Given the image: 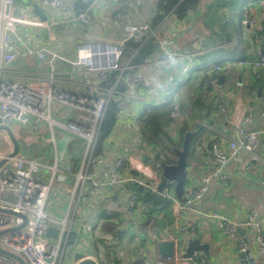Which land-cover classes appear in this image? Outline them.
<instances>
[{"label":"crops","instance_id":"obj_1","mask_svg":"<svg viewBox=\"0 0 264 264\" xmlns=\"http://www.w3.org/2000/svg\"><path fill=\"white\" fill-rule=\"evenodd\" d=\"M77 1L78 4H81V0ZM236 1H242V5L233 6ZM16 2L17 0H15L17 9ZM29 2L39 4L42 13L46 16L43 20H50L58 16V14L54 13L55 9L45 7L39 0L25 3L26 6L33 10L32 5H27ZM157 2L158 0H134L135 7L128 19L134 23L150 22L151 24V20L157 11ZM87 6L89 7L90 16V24L88 26L77 25L76 28L65 30L62 26L57 25L55 26L54 40H51L50 32L47 29L36 28L38 30L35 34L39 36L34 34L36 38L30 37L27 40L28 43L40 46L50 41V50L57 51L74 60L78 42L91 39L119 41L122 38V23L113 19V14H116L119 10L118 0H89L86 4ZM245 12L259 17L256 26H250L244 17ZM40 16L38 19H42ZM263 21L264 0H232L231 2L227 0H201L183 20H178L171 14L166 15L161 24L164 35L159 38V41L164 37L172 40L175 45L173 56L168 55V51L163 49L160 43L158 53L136 66L131 63V60L138 49L135 51L131 49L130 52L128 51L129 54L127 53V60L130 62L131 70L142 77L150 79L154 88H147L141 85L136 89H132L122 81L126 85L122 90L117 86V82L115 83L117 72L113 73L105 82L106 87L116 85L117 93L112 98L119 96L117 100L120 103L117 113L118 120L104 144L105 160L94 168L96 176L99 179L107 178L114 157L123 155L126 158V164L120 174L125 177L132 176L141 181H149L148 176L141 170L145 167L152 169L160 159H157V152L153 144L145 139L138 124V116L144 104L161 102L169 88H171L170 83L172 81L184 80L193 69L203 66L202 61L205 60L204 58L210 49L218 47L233 50L239 44L240 39H242L247 44V40L252 42L247 46L249 47L248 51L253 56L262 52V49L264 51ZM258 29H261L263 33L258 32ZM224 30H226V36L220 37L221 32ZM151 34H155V29L152 27L144 35L143 42ZM259 35L263 36V40L261 45L257 46L256 38ZM235 41L236 45L233 48H229L230 43ZM245 49L247 50L246 46ZM168 50H171L170 46H168ZM163 52H166V54L163 55ZM50 57L51 54L47 52L46 59ZM46 59L33 56L27 60L28 67L40 70V73L34 74L48 77ZM24 60V57L16 60L12 64V68L16 70L19 67H24ZM57 67L58 69H66L71 67V65L65 61L58 60ZM227 68L233 69L236 73L229 74L222 71L217 73L218 78L220 74H225L223 83L226 81L225 88H223L222 84L219 93L222 92L223 97H225V94L231 97L233 106L237 97H241L244 104L251 103L254 106L255 117L247 127L249 129L264 128V104L259 100L261 93L249 98L241 94L245 90L243 86L251 83L255 76L246 69ZM243 70L244 72L242 73L241 71ZM227 75H230V78ZM56 77L65 80L58 83L59 90L81 92L84 89L78 73H57ZM216 99L217 97H214L213 102L216 103ZM46 113H50L53 119L63 122L68 120L67 117L72 118L76 115L75 109L71 107L65 108L62 103L56 100L51 102L50 108L46 107ZM215 117L217 119L211 116V122L205 119H191L189 121L193 124L201 121L202 125L205 126V130L195 139L196 149L199 151L197 154L200 157L204 155V157L200 161L195 158L190 159V164L187 167V182L182 198L176 195L173 181H171L173 191L171 197H169L171 202L167 205L154 207L153 202L145 200L140 194L134 221L127 218L125 211L129 192H140L137 191L134 181L107 188L103 197L92 201L90 205L86 206L78 214L79 221L80 219L85 221V228L80 232L74 231L72 233L73 242L77 239L73 245L76 253L79 252L85 256L96 258L97 255L103 256L104 264H154L159 255L157 250L158 243L148 236L149 223L153 219L152 222L158 237L162 239H171L173 237L177 241V251L180 254L183 253L186 245L184 242L185 238L189 236L193 238L199 237L209 245L207 251L196 250L205 257L206 264H264V249H259L255 240L254 230L241 228L236 233L227 232L219 220L209 218L204 214V212L218 211L229 216L234 221H242L252 208H256L260 213L261 224L264 226V184L262 183L264 165L259 160V163L256 164L250 163L253 158L250 153L241 151L227 167L226 179L222 181L214 176L204 197L200 200H195L194 206L186 209L182 216L179 213V204L183 205L193 191L202 185L203 177L214 169L215 164L212 154L215 138L221 137L223 146L226 147L228 142L223 135L226 134L228 137L233 135L234 129L231 122L219 115ZM4 126V124L0 123V150L12 152L14 150L13 141ZM39 126L40 131L36 132L33 130L32 125L22 124L19 134L14 131L13 125H9L20 142V153L34 156L42 151L45 140L51 136L52 130L49 122L44 119L39 122ZM24 128L29 130V132L23 133L22 130ZM53 128L58 151H64L74 166L77 167L84 158L85 141L69 133L59 125L55 124ZM180 129H177L172 121L166 127L168 135L176 142L180 141ZM194 131L197 133L198 129ZM202 142L204 144L200 146ZM209 142H212L211 148L209 147ZM258 152L264 158V136L260 139ZM135 171L140 173L139 176L134 174ZM40 173L43 179L48 181L50 177L49 170L44 167ZM72 188V175H60L53 184L50 195L53 196L54 201L60 204L63 215L71 207ZM144 191L147 190L145 189ZM156 209L159 210L155 211ZM58 210L60 211V208ZM160 219L169 222L161 225L158 221ZM93 221L98 222L102 230L95 228L96 225L92 224ZM181 223L195 224L197 234L192 235L189 231L180 228L179 225ZM127 224L128 227L133 228L128 230ZM125 228L129 236L127 243L122 238ZM75 232L79 234V237H77ZM84 234H86L88 240H93L92 249L87 246L88 242L80 245ZM241 235L247 237L249 246L252 248L251 257H253V260L249 263L242 262L239 258L238 247ZM181 243L184 246L183 249L179 248ZM108 252L110 253V260L106 258ZM136 256H139L140 259H136ZM196 263L197 261L184 259L180 264Z\"/></svg>","mask_w":264,"mask_h":264},{"label":"built area","instance_id":"obj_2","mask_svg":"<svg viewBox=\"0 0 264 264\" xmlns=\"http://www.w3.org/2000/svg\"><path fill=\"white\" fill-rule=\"evenodd\" d=\"M45 7L55 9L58 16L50 20L26 18L20 11L15 13V0H0V123L13 125L14 131L21 132L22 124H30L34 131H40L39 122L47 120L51 126L52 134L46 138L42 151L34 156L18 152L0 150V247L15 254L21 255L28 264H76V250L74 242H70L72 233L84 230L85 221L81 220L76 226L78 214L105 195L109 187H116L126 182L139 180L135 177H125L120 174L125 168L126 158L117 155L112 160L109 175L105 179L96 176L94 168L105 160L106 152H96L101 126L105 118L108 105L112 97L117 93L113 87H106V80L115 72L116 81H124L128 87L136 89L139 86L154 88L150 79L140 76L131 70L127 53L130 49L129 43L135 41L142 43L144 35L151 29L150 22H130L128 16L132 13L134 0H118L119 10L113 14L115 21L122 23V38L119 41L96 39L81 41L76 44V58L74 60L65 55L49 49L50 41L40 46L28 43L18 32L21 28L47 29L51 40H54L55 26L60 25L65 30L76 28L77 25L88 26L90 24L89 0H39ZM231 2L232 0H227ZM245 19L250 26H256L259 17L245 12ZM35 36H39L35 34ZM263 36L256 38L257 46H260ZM163 49L168 55L173 56L175 45L170 38L164 37L160 40ZM236 41L230 43L233 48ZM168 46L171 50H168ZM226 46V45H224ZM135 51L136 49H132ZM51 54L46 59V53ZM129 54V53H128ZM33 56L46 59V72L48 77H41L40 70L30 69L27 60ZM24 57V67L13 69L12 64ZM62 60L71 67L58 69L57 61ZM226 67H236L250 71L256 78H260L264 70V51L252 57H244L229 62ZM223 70V66L215 64L202 72L204 83L212 88L216 99V114L231 122L233 135L227 138L228 145L223 146L221 137L215 138L213 142L214 169L203 177L202 185L195 189L183 205L179 204L181 216L184 211L193 207L195 200H200L208 192L209 184L214 176L222 181L226 179V169L233 159L245 151L259 160L264 165V158L258 152L261 137L264 136V128L249 129L248 124L254 119V106L251 103H242L243 99L237 97L231 104V97L222 92L219 93L221 84L217 73ZM17 73V74H13ZM33 73V74H32ZM57 73H78L81 77L83 91L74 92L59 90L58 83L65 81L56 77ZM175 81L170 83L174 86ZM53 100L59 101L65 108L75 109V117L68 118L66 122L55 120L50 113H46V107L50 108ZM175 105L171 111L172 123L179 129L184 120L191 121L189 114L183 110L181 99L175 97ZM59 125L69 133L82 138L85 143L84 158L75 167L65 152H59L54 134V125ZM204 142L200 143V146ZM53 147V148H52ZM49 170V179L45 181L41 175L42 168ZM148 176L149 181L141 183L150 187L152 191L171 197L172 182L167 183L160 190L164 181L161 161H157L151 169L145 167L141 170ZM60 175H72V197L70 206L65 215L58 216L48 213L46 208L53 204L49 201V195L53 189L55 180ZM264 184V179L262 180ZM138 192L131 191L127 197L126 216L128 219H136ZM179 203V202H178ZM22 214L27 215V223L19 228L15 227L24 223ZM205 216L219 220L227 232L236 233L241 228L255 231V240L259 249H264V226L261 224L260 213L252 208L242 221H234L229 216L218 212H204ZM153 220V219H152ZM152 220L149 223L148 236L159 243L166 238H159ZM180 228L189 231L192 235L197 234L195 224L181 223ZM57 229L56 235H49L47 229ZM78 227V228H77ZM133 227H128L131 229ZM111 237V235H109ZM124 242L129 241L128 232L124 229L122 237ZM172 240L173 237L171 238ZM173 255L157 256L154 264H180L184 259L200 261L206 264L205 257L195 251L192 257L184 258L178 252L177 241ZM239 252H246L250 246L246 236L241 235L239 241ZM99 264H104V257L98 255ZM0 264H20L16 259L0 252Z\"/></svg>","mask_w":264,"mask_h":264},{"label":"trees","instance_id":"obj_3","mask_svg":"<svg viewBox=\"0 0 264 264\" xmlns=\"http://www.w3.org/2000/svg\"><path fill=\"white\" fill-rule=\"evenodd\" d=\"M200 2L201 0H158L156 6L157 11L151 20V27L155 29V34L149 35L142 44L135 41L129 43V52L131 49H138L134 54L131 63L136 66L140 65L150 56L158 53L160 50L159 38L164 35L161 24L166 15L171 14L174 18L183 20ZM241 5L242 1H236L233 3V6ZM258 32L263 33L261 29H258ZM224 35L226 36V30L221 32L220 37H223ZM247 42L248 44L240 39L239 44L233 50H226L218 47L210 49L209 53L204 58L205 60L202 61L203 66L193 69L191 73H188L184 80H174L175 85L169 88L165 98L161 102L144 104L141 113L138 116V124L142 129L145 139L153 144L157 152V159H160L161 162L168 164L176 162L177 156L173 147H181L184 140V134L187 131H193L195 129H198V132L193 137L190 144L188 165L192 158L198 159L199 161L203 160L204 155L200 157V155L197 154L199 151L196 149L197 144L195 143V139L205 130L204 125L200 123L193 124L188 120H184L180 129L179 142L172 140L166 131L167 125L172 121L171 111L175 105V97L177 95L181 97V106L183 110L189 114L192 120L205 119L211 122L212 112L215 109L213 104L215 94H213L211 87H207L203 84L202 72L215 64H220L223 66V73H236L233 69H226V65L229 62L253 56V54L248 51L249 47L247 46L252 42L249 40H247ZM245 46L247 50L245 49ZM241 72L243 73L244 70ZM227 77L230 78V75H227ZM224 85H226V81L223 83V88H225ZM117 86L122 90L126 87L125 83L122 81L119 82ZM243 88L245 90H243L241 94L246 98L256 96L258 90H260L261 98L259 100L264 104V70L260 78H253L252 82L244 85ZM119 103L120 101L115 98H112L109 102L101 126L96 152H101L104 149L106 139L112 132L113 127L118 120L117 113L119 111ZM138 193L139 195L141 194L145 200L153 202L154 207L167 205L171 202V199L168 196L152 190ZM158 210L159 209H156L155 211ZM158 221L161 225H165L169 222L162 219ZM72 241L73 237L70 238V242ZM106 258L110 260L109 252L106 254Z\"/></svg>","mask_w":264,"mask_h":264},{"label":"water","instance_id":"obj_4","mask_svg":"<svg viewBox=\"0 0 264 264\" xmlns=\"http://www.w3.org/2000/svg\"><path fill=\"white\" fill-rule=\"evenodd\" d=\"M27 5H32L33 7V11L36 14H40L39 16L42 19H45L46 16L42 13L41 8L39 6V4L37 3H32L29 2L27 3ZM16 14L19 13L18 8L15 11ZM166 52H163V55H165ZM225 78V74H220L219 75V84H223ZM258 94H260V90H258ZM116 99L119 98V96L115 97ZM4 128L8 131L9 136L11 137L12 141H13V145H14V150L11 152V155H15L20 151V142L19 140L15 137V134L13 133L12 129L5 125ZM196 131H187L184 134V140L182 143V147L178 148V147H174L173 150L175 152V154L177 155V160L174 163L168 164L165 162H162V167H163V176H164V181L161 183L160 185V190L162 189V187L167 183V180L169 181H173L174 182V190L176 195L179 198H182L183 194H184V189H185V184L187 182V173H188V157L190 154V144L191 141L195 135ZM212 142H209V147L211 148ZM3 162H0V165ZM250 163H259L258 160H256L255 158H252L250 160ZM251 165V164H249ZM135 175L139 176V172L135 171L134 172ZM134 185L137 189V191L143 192L145 189L146 190H150V187L141 183L139 180H135L134 181ZM22 217L24 218V223L22 225H19L17 227H15V229H19L21 227H23L27 221H28V217L25 214H22ZM4 231H1L0 233H3ZM47 233L49 235H56L57 233V229L53 228V227H49L47 229ZM184 242L186 243L185 248L183 253L181 254L182 257H192L194 252L196 250H205L207 251L209 245L208 243H205L202 241L201 238L197 237V238H193V237H187L184 239ZM175 241L172 239H166V240H161L158 243L157 246V250L158 252L162 255V256H171L173 255L174 251H175ZM251 251L252 248L248 249L246 252H240L239 253V258L241 259L242 262H251L253 260V257H251ZM0 252L6 254L7 256H10L14 259H16L20 264H28L27 261L19 254H15L7 249L1 248L0 247ZM75 258L77 261L76 264H99L97 259H95L94 257H89V256H85L83 253H79L77 252L75 254Z\"/></svg>","mask_w":264,"mask_h":264},{"label":"rangeland","instance_id":"obj_5","mask_svg":"<svg viewBox=\"0 0 264 264\" xmlns=\"http://www.w3.org/2000/svg\"><path fill=\"white\" fill-rule=\"evenodd\" d=\"M27 1H36V0H17L16 4H17V6H18L19 11H20V12H21L26 18H29V19H32V20H37V19L39 18V16H38L37 14H35V13L33 12V10H32L30 7L26 6L25 3H26ZM37 30H38V29H36V28H21V27H18V32H19V34H20L24 39H26V40H28L30 37H32V38H36V37L34 36V34L36 33ZM203 84H204L205 86H207V85L204 83V81H203ZM207 87H208V86H207ZM211 89H212V88H211ZM213 104H214V106H215V102H213ZM59 109H60V108H59ZM61 109H62V107H61ZM61 109H60V110H61ZM214 115H215V116L217 115V114H216V106H215L214 111L212 112V117H213L214 119H217ZM198 123L202 124L201 121L198 122ZM22 132H23V133H26V132H29V130H26V129L24 128V130H22ZM49 201H52L53 204L50 205V206H48V207L46 208V211H47L48 213H52V214H56V215H58V216H62V215H63V212L61 211V206H60V204H59L58 202H56V201L53 200V196H52V195L49 196ZM59 208H60V211L58 210ZM81 220H82V219H80V221H81ZM80 221H79V218H77L76 225H75L74 227L79 226ZM92 224L96 225L95 228H99V229L102 230V227L99 225L98 222L93 221ZM75 231H76V230H75ZM91 232H92V229H91ZM89 233H90V231H89ZM75 234L77 235V237H79V234H78L77 232H75ZM74 241H75V240H74ZM72 242H73V241H72ZM84 242H88V243H87V246L90 247L91 249L93 248V240H91V239L88 240V237H86V234L83 235V238H82V240H81V242H80V245L83 244ZM179 248H180V249H183V248H184V246L182 245V243L179 245ZM97 256H98V255H97ZM135 258H136V259H140L139 256H136ZM102 264H103V263H102ZM196 264H201V262L197 260V263H196Z\"/></svg>","mask_w":264,"mask_h":264},{"label":"clouds","instance_id":"obj_6","mask_svg":"<svg viewBox=\"0 0 264 264\" xmlns=\"http://www.w3.org/2000/svg\"><path fill=\"white\" fill-rule=\"evenodd\" d=\"M233 62V61H232ZM228 64V63H227ZM175 85V84H174ZM180 99H181V97H180ZM176 102V101H175Z\"/></svg>","mask_w":264,"mask_h":264}]
</instances>
